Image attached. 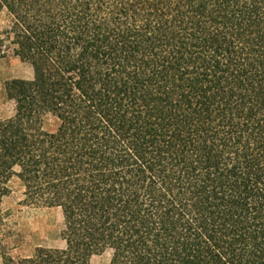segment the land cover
Segmentation results:
<instances>
[{
	"label": "trees",
	"instance_id": "1",
	"mask_svg": "<svg viewBox=\"0 0 264 264\" xmlns=\"http://www.w3.org/2000/svg\"><path fill=\"white\" fill-rule=\"evenodd\" d=\"M0 203L62 249L1 264H264V0H0ZM1 223V218H0ZM2 240L0 239V248Z\"/></svg>",
	"mask_w": 264,
	"mask_h": 264
},
{
	"label": "rangeland",
	"instance_id": "2",
	"mask_svg": "<svg viewBox=\"0 0 264 264\" xmlns=\"http://www.w3.org/2000/svg\"><path fill=\"white\" fill-rule=\"evenodd\" d=\"M4 15L0 14V26ZM30 64L12 53L0 58V120L13 115L14 105L4 97V84L13 79H30ZM10 193L0 203L1 254L13 259L31 256L36 248L62 249L60 238L62 216L56 209L38 208L23 204V190L16 179L10 184ZM87 264H110V254L92 256Z\"/></svg>",
	"mask_w": 264,
	"mask_h": 264
}]
</instances>
